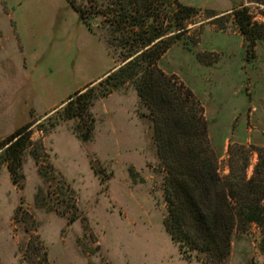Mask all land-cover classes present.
Returning <instances> with one entry per match:
<instances>
[{
    "label": "rangeland",
    "instance_id": "1",
    "mask_svg": "<svg viewBox=\"0 0 264 264\" xmlns=\"http://www.w3.org/2000/svg\"><path fill=\"white\" fill-rule=\"evenodd\" d=\"M137 1L133 21L106 0V18L86 26L67 0H0V264H203L166 231V172L135 83L106 82L156 46L168 47L157 67L200 102L221 176L242 164L240 147L264 148V0ZM177 2L196 11L182 27ZM236 8L257 24L255 43ZM102 44L114 68L88 84L112 65ZM87 87L98 99L82 120H65L69 97ZM29 123L14 184L1 147ZM89 126L84 142L74 129ZM227 264H264L259 226L235 234Z\"/></svg>",
    "mask_w": 264,
    "mask_h": 264
},
{
    "label": "trees",
    "instance_id": "2",
    "mask_svg": "<svg viewBox=\"0 0 264 264\" xmlns=\"http://www.w3.org/2000/svg\"><path fill=\"white\" fill-rule=\"evenodd\" d=\"M67 1L86 26L98 16L106 18L108 15L104 10L106 0ZM143 1L148 7L149 0ZM112 3L122 4L125 22L133 21L134 13L141 9L137 0H113ZM195 12L194 8L177 2L174 10L177 26L182 27ZM233 13L247 40L255 43L261 38L254 30L258 26L252 22L246 8H236ZM167 49L158 50L156 46L150 52L141 53L117 73L109 75L106 82L115 79V84L111 85L116 87L133 81L152 120L157 156L166 172L163 187L167 216L164 225L171 240L182 254L202 256L203 264H227L235 234H243L251 225H257L264 236V148L251 150L258 156L251 179L247 178L251 151L245 146L239 149L242 164L239 166L231 160L230 174L221 176L200 102L189 89H184L175 78L157 67L158 59ZM95 90L91 87L70 96L62 112L64 119L82 120L92 102L98 99ZM106 95L105 92L101 94ZM33 124L18 128L1 147L5 148V162L14 184H19L23 178L22 156L31 143L28 130ZM91 131V126L86 132L79 127L74 129L84 142L89 140Z\"/></svg>",
    "mask_w": 264,
    "mask_h": 264
},
{
    "label": "crops",
    "instance_id": "3",
    "mask_svg": "<svg viewBox=\"0 0 264 264\" xmlns=\"http://www.w3.org/2000/svg\"><path fill=\"white\" fill-rule=\"evenodd\" d=\"M102 46L104 47V49H105L106 52H107V49L105 48V46H104L103 44H102ZM107 54H108V52H107ZM108 56L110 57L109 54H108ZM110 58H111V57H110ZM111 61H112V65H111V67H109L108 70H105V71H101V72H99V73L96 75L97 78L91 80L88 84H93V83H95V82L101 80L102 78H104L106 75H108V74L113 70V68H114V63H113L112 58H111ZM88 84H87V85H88Z\"/></svg>",
    "mask_w": 264,
    "mask_h": 264
},
{
    "label": "water",
    "instance_id": "4",
    "mask_svg": "<svg viewBox=\"0 0 264 264\" xmlns=\"http://www.w3.org/2000/svg\"><path fill=\"white\" fill-rule=\"evenodd\" d=\"M94 166L96 167L97 166V163H95Z\"/></svg>",
    "mask_w": 264,
    "mask_h": 264
}]
</instances>
